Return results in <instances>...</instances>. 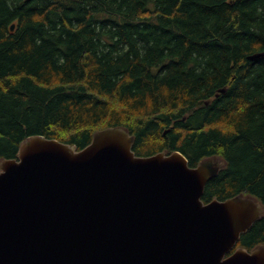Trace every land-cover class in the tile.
<instances>
[{
  "label": "trees",
  "instance_id": "obj_1",
  "mask_svg": "<svg viewBox=\"0 0 264 264\" xmlns=\"http://www.w3.org/2000/svg\"><path fill=\"white\" fill-rule=\"evenodd\" d=\"M117 126L138 157L222 159L201 200L257 198L236 246L264 244V0H0V159Z\"/></svg>",
  "mask_w": 264,
  "mask_h": 264
},
{
  "label": "water",
  "instance_id": "obj_2",
  "mask_svg": "<svg viewBox=\"0 0 264 264\" xmlns=\"http://www.w3.org/2000/svg\"><path fill=\"white\" fill-rule=\"evenodd\" d=\"M132 144L117 126L81 150L31 136L1 158L0 264H264V244L236 247L260 201L201 200L222 159L189 167L178 151L138 157Z\"/></svg>",
  "mask_w": 264,
  "mask_h": 264
}]
</instances>
